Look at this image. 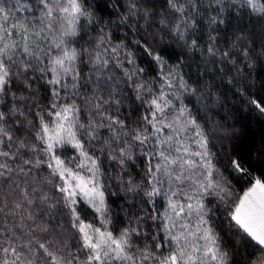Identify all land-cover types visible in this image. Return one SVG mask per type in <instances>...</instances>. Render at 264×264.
<instances>
[{
    "label": "snow or ice",
    "instance_id": "snow-or-ice-1",
    "mask_svg": "<svg viewBox=\"0 0 264 264\" xmlns=\"http://www.w3.org/2000/svg\"><path fill=\"white\" fill-rule=\"evenodd\" d=\"M35 2L0 4V264H264V0Z\"/></svg>",
    "mask_w": 264,
    "mask_h": 264
},
{
    "label": "trees",
    "instance_id": "trees-1",
    "mask_svg": "<svg viewBox=\"0 0 264 264\" xmlns=\"http://www.w3.org/2000/svg\"><path fill=\"white\" fill-rule=\"evenodd\" d=\"M26 3H30L33 7H36L35 0H25ZM5 4L14 10V6L16 5V0H0V4ZM32 13H20L19 16L23 18L27 16L29 19L32 17ZM223 112V110H221ZM261 132H264V128L258 127L255 123H251V128L249 130V135L251 136L253 133L256 135L257 139L259 138Z\"/></svg>",
    "mask_w": 264,
    "mask_h": 264
},
{
    "label": "rangeland",
    "instance_id": "rangeland-1",
    "mask_svg": "<svg viewBox=\"0 0 264 264\" xmlns=\"http://www.w3.org/2000/svg\"><path fill=\"white\" fill-rule=\"evenodd\" d=\"M2 5L4 6V7H6V8H8V6H6L5 4H3L2 3ZM9 9H11L10 7H9ZM13 10V9H12ZM13 12H14V10H13ZM14 15H15V12H14ZM32 18V17H31Z\"/></svg>",
    "mask_w": 264,
    "mask_h": 264
}]
</instances>
